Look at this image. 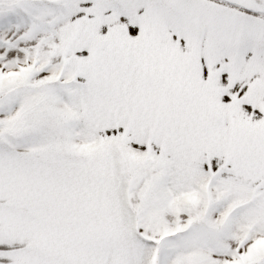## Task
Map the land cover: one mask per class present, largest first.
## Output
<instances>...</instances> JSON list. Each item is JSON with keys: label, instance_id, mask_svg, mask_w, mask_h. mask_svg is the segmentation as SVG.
Here are the masks:
<instances>
[{"label": "snow or ice", "instance_id": "6c2138e0", "mask_svg": "<svg viewBox=\"0 0 264 264\" xmlns=\"http://www.w3.org/2000/svg\"><path fill=\"white\" fill-rule=\"evenodd\" d=\"M0 264H264V0H0Z\"/></svg>", "mask_w": 264, "mask_h": 264}]
</instances>
